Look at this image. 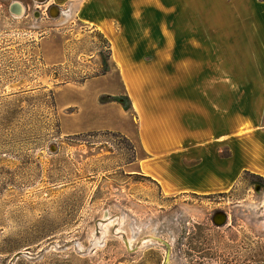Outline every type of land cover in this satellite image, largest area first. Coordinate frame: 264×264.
<instances>
[{"label":"rangeland","instance_id":"374dc122","mask_svg":"<svg viewBox=\"0 0 264 264\" xmlns=\"http://www.w3.org/2000/svg\"><path fill=\"white\" fill-rule=\"evenodd\" d=\"M66 9L53 18L45 7L13 15L0 6V264H264V183L257 176L244 173L229 191L168 195L140 171L149 155L124 133L68 134L78 103L123 104L114 96L129 87L111 58L114 48L124 64L117 36ZM137 40L149 45L144 55L136 50L130 70L141 100L190 88L192 67L181 53L168 60L171 51L153 49L148 35ZM104 58L106 77L77 83L105 73ZM211 84L195 89L201 94ZM235 107L230 103V118ZM86 122L97 126L101 118ZM197 128L203 124L192 121ZM219 213L224 223H216Z\"/></svg>","mask_w":264,"mask_h":264},{"label":"crops","instance_id":"0c3cea01","mask_svg":"<svg viewBox=\"0 0 264 264\" xmlns=\"http://www.w3.org/2000/svg\"><path fill=\"white\" fill-rule=\"evenodd\" d=\"M14 1L25 11L56 6L57 18L69 12V5L81 22L104 35L115 34L123 50V65L114 48L111 58L129 87L124 95L132 98V107L87 99L76 105L77 121L68 134L124 133L149 155L139 160L140 171L168 195L229 191L247 172L264 177V0H0V6L10 12ZM138 35H148L159 53L171 51L168 60L181 53L180 60L192 67L188 90L161 92L152 99L144 95L141 100L130 70L149 45L137 40ZM166 39L172 47H166ZM105 73L86 78L82 85L106 77L110 70ZM209 82L210 90L200 94L195 89L197 83ZM230 103L237 109L233 118L228 115ZM91 115L100 116L99 125L86 126ZM195 120L203 129L192 130ZM225 147L229 155L221 154Z\"/></svg>","mask_w":264,"mask_h":264},{"label":"trees","instance_id":"16d2710c","mask_svg":"<svg viewBox=\"0 0 264 264\" xmlns=\"http://www.w3.org/2000/svg\"><path fill=\"white\" fill-rule=\"evenodd\" d=\"M103 69H104V72H107V71L110 70V65H109V62H108V58H104L103 59ZM77 83L78 84H83L84 81L83 82H77ZM114 99L122 101L123 102V107H124L125 110H129L132 107V100H131V98L128 95L114 96ZM252 175L253 176H257L259 178V181L264 183V177L256 175V174H252Z\"/></svg>","mask_w":264,"mask_h":264},{"label":"water","instance_id":"95a60500","mask_svg":"<svg viewBox=\"0 0 264 264\" xmlns=\"http://www.w3.org/2000/svg\"><path fill=\"white\" fill-rule=\"evenodd\" d=\"M54 7V6H53ZM56 7V6H55ZM11 12L15 15H23L24 14V7L19 1H14L10 6ZM57 14L52 15V9H50V15L54 18L58 17L60 13L58 14V11H55ZM54 13V12H53ZM40 13L38 11L35 12L34 16L38 17Z\"/></svg>","mask_w":264,"mask_h":264},{"label":"flooded vegetation","instance_id":"af4514ba","mask_svg":"<svg viewBox=\"0 0 264 264\" xmlns=\"http://www.w3.org/2000/svg\"><path fill=\"white\" fill-rule=\"evenodd\" d=\"M49 0H42L41 1V3H47ZM40 8H42L41 6H40ZM50 9H52V12H55V11H57L56 9H57V7H53V6H50V7H46V10H48L49 11V13H50ZM36 12V11H35ZM35 12H34V14H35ZM10 13L11 14H13L12 12H11V10H10ZM40 13V12H39ZM13 15H15V14H13ZM222 216V217H221ZM226 216H225V214H223V213H219V214H217L216 215V217H215V221H216V223H224L225 221H226ZM144 242H146L145 240H144ZM131 248H132V243H131V246H130ZM167 264H170L169 263V261H168V263ZM200 264H202V263H200Z\"/></svg>","mask_w":264,"mask_h":264},{"label":"bare ground","instance_id":"6f19581e","mask_svg":"<svg viewBox=\"0 0 264 264\" xmlns=\"http://www.w3.org/2000/svg\"><path fill=\"white\" fill-rule=\"evenodd\" d=\"M56 10L58 11V14H59L60 13L59 9L57 8ZM55 14H57V13L56 12H54V13L52 12V15H55Z\"/></svg>","mask_w":264,"mask_h":264}]
</instances>
